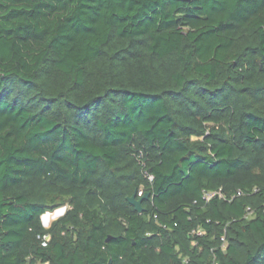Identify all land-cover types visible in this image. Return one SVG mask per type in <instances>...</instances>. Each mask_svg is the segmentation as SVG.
Listing matches in <instances>:
<instances>
[{
    "label": "trees",
    "instance_id": "obj_1",
    "mask_svg": "<svg viewBox=\"0 0 264 264\" xmlns=\"http://www.w3.org/2000/svg\"><path fill=\"white\" fill-rule=\"evenodd\" d=\"M110 260L264 264V0H0V264Z\"/></svg>",
    "mask_w": 264,
    "mask_h": 264
},
{
    "label": "built area",
    "instance_id": "obj_2",
    "mask_svg": "<svg viewBox=\"0 0 264 264\" xmlns=\"http://www.w3.org/2000/svg\"><path fill=\"white\" fill-rule=\"evenodd\" d=\"M148 179L150 181H152L153 180V177L152 176H149ZM142 195H143V190L140 189L138 191V193H137V196L138 197H141ZM237 195L238 196L241 195V192H238ZM214 198L225 199L224 194L220 190H218V191H203L202 192L201 201L207 203V202L211 201ZM192 234L202 235V234H204V231L201 228H198L196 230H193L192 231ZM48 240H49V235L43 236L41 244L43 246H46ZM45 264H47V263H45Z\"/></svg>",
    "mask_w": 264,
    "mask_h": 264
},
{
    "label": "water",
    "instance_id": "obj_3",
    "mask_svg": "<svg viewBox=\"0 0 264 264\" xmlns=\"http://www.w3.org/2000/svg\"><path fill=\"white\" fill-rule=\"evenodd\" d=\"M145 199H147V195H144L140 199H137L136 198V195L134 194L133 196H131L130 198H128L127 201L134 207V209H135V211L137 213H142V211H143V209H142V201L145 200ZM65 209H66V207H61V208L56 209L55 212L58 211V210H62V213L59 215V217H60V216L64 215ZM49 214H50V212H46V213H44L41 216V222H42V225L44 227H48L49 222L44 223L43 220H42V218L44 216H46V215H49ZM109 240H110V237H108L106 239V242H109ZM109 264H111V260L109 261Z\"/></svg>",
    "mask_w": 264,
    "mask_h": 264
},
{
    "label": "bare ground",
    "instance_id": "obj_4",
    "mask_svg": "<svg viewBox=\"0 0 264 264\" xmlns=\"http://www.w3.org/2000/svg\"><path fill=\"white\" fill-rule=\"evenodd\" d=\"M62 213V210H58V211H56V213L53 215V219H56L57 217H59V215ZM52 214L50 213L49 215H46V216H44V219H43V221H44V223H46V220H47V216H51Z\"/></svg>",
    "mask_w": 264,
    "mask_h": 264
},
{
    "label": "rangeland",
    "instance_id": "obj_5",
    "mask_svg": "<svg viewBox=\"0 0 264 264\" xmlns=\"http://www.w3.org/2000/svg\"><path fill=\"white\" fill-rule=\"evenodd\" d=\"M64 207H66V206H64ZM66 210H67V207H66V209H65V212H66ZM55 213H56V212L53 211V212H51V214H52L51 216H47V220H46V222H49V225L55 220V219H53V215H54ZM57 218H58V217H57ZM57 218H56V219H57ZM43 219H44V217H43ZM43 219H42V220H43ZM43 222H44V221H43ZM49 225H48V226H49Z\"/></svg>",
    "mask_w": 264,
    "mask_h": 264
}]
</instances>
